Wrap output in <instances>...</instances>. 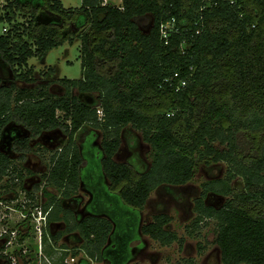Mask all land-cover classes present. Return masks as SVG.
<instances>
[{
	"label": "trees",
	"instance_id": "obj_1",
	"mask_svg": "<svg viewBox=\"0 0 264 264\" xmlns=\"http://www.w3.org/2000/svg\"><path fill=\"white\" fill-rule=\"evenodd\" d=\"M6 6L27 19L13 23L8 13L0 16L13 23L0 34V55L12 69L74 35L81 39L83 76L58 79L67 89L63 95L48 85L22 87L0 78V136L13 122L32 135L19 142L21 158L34 150L31 137L61 127L68 137L43 175L49 222L64 225L50 232L53 240L78 232L81 249L110 264L130 262L132 244L142 233L163 245L183 241L169 228L167 213L143 222L151 193L185 185L200 162H226L227 176L206 182L203 194L231 197L221 207L197 198L194 225L216 220L224 264H264V0H122L121 5L82 0L77 7L62 0H10ZM149 16L152 25L145 32ZM107 65L112 70L105 71ZM31 75L19 76L32 82ZM73 87L99 92L103 114L72 95ZM57 109L64 111V123L55 117ZM86 124L102 131L99 145L94 132L77 141ZM129 126L151 145V165L144 171L115 158ZM37 146L50 151L44 143ZM25 171L0 150V180L13 173L23 177ZM236 177L244 178L245 189H234ZM50 186L64 198L84 186L100 210L77 217ZM81 249L72 247L74 254Z\"/></svg>",
	"mask_w": 264,
	"mask_h": 264
},
{
	"label": "rangeland",
	"instance_id": "obj_2",
	"mask_svg": "<svg viewBox=\"0 0 264 264\" xmlns=\"http://www.w3.org/2000/svg\"><path fill=\"white\" fill-rule=\"evenodd\" d=\"M8 1L10 2V0H0V16L9 14L13 19V23L26 22L27 19L21 12L18 11L13 14L6 9ZM62 1L66 7L82 5V0ZM108 1L116 5L122 4V0ZM13 23L1 20L0 18V34L5 32L4 28H10ZM151 25L152 17L149 16L142 25V29L148 32ZM70 29L74 30L75 28L71 26ZM73 37V41H67L63 45L49 50L44 57L33 56L28 60L26 66H16V69H12L0 55V78L3 80V83L10 84L14 81L19 86L30 88H40L42 85H48L56 96L65 94L67 89L58 82V79L62 77L73 79L83 76L81 39L76 35ZM30 69L32 73L28 72ZM104 70H112V66L107 65ZM20 73L29 76L32 74L31 76L34 77V80L27 82L23 77L19 76ZM71 93L78 96L86 104L96 106L98 111H102L99 92H82L77 87H73ZM63 115V110H56L55 117L60 118L61 123H64ZM48 132L58 133L61 136L58 143L51 145L50 151L44 148L41 151L37 150L38 144H36L34 150L28 152L26 156L29 158L28 166L33 173L41 176L43 180V175L51 169V155L59 152V146L65 145L68 140L63 127L49 129ZM93 132H95L93 126L89 124L84 125L77 133L79 144L84 142V139ZM96 133V141L99 145L103 134L101 130L96 131ZM122 138V149L115 158L118 161L132 164L138 171L148 169L152 160V148L144 140L142 131L129 126L125 129ZM31 139L33 143H36L35 137H31ZM19 152L22 151L20 150ZM228 167V163L226 162L211 165H205L204 162H200L194 178L185 185L176 187L163 186L153 190L150 200L143 211V221H151L155 214L167 213L172 217L169 228L175 230L183 241H175L172 244L163 245L151 236L142 233L141 238L132 244L135 256L127 264H224L221 259V248L216 241V220L206 219L196 227L194 219L197 216L195 208L197 198L203 196L208 204L221 207L231 197V195L212 192L206 195L203 194L205 183L213 179L226 177ZM24 175L28 176L26 173ZM6 178L1 182L2 185H6ZM232 186L235 190L245 189L244 178L236 177L232 181ZM20 188L16 184V187L13 189L20 193ZM49 189L56 193L64 206L72 209L82 219L85 218L86 214L82 210L84 209V203L89 198V194L84 189L80 188L72 198H64L56 188L51 186ZM0 192H3L1 188ZM46 200L47 197L46 199L44 198V201ZM60 225L59 223L58 226ZM58 226L57 228H60ZM68 241L71 246L79 248L83 244V240H80L79 237L69 238ZM84 250H80L83 255H85L86 251ZM92 264H110V262L107 259L101 261L93 260Z\"/></svg>",
	"mask_w": 264,
	"mask_h": 264
},
{
	"label": "built area",
	"instance_id": "obj_3",
	"mask_svg": "<svg viewBox=\"0 0 264 264\" xmlns=\"http://www.w3.org/2000/svg\"><path fill=\"white\" fill-rule=\"evenodd\" d=\"M169 26L170 23L162 26L163 33ZM99 114L103 111L99 110ZM45 185L44 181L39 190L20 193L11 186L5 188V194L0 193V258L6 264H92L87 253L74 254L69 250L66 254L68 251L59 249L48 252L49 243L52 244L48 233L51 208L44 207Z\"/></svg>",
	"mask_w": 264,
	"mask_h": 264
},
{
	"label": "flooded vegetation",
	"instance_id": "obj_4",
	"mask_svg": "<svg viewBox=\"0 0 264 264\" xmlns=\"http://www.w3.org/2000/svg\"><path fill=\"white\" fill-rule=\"evenodd\" d=\"M29 135H31L29 130H27L22 124H16L14 122L8 123L1 131L0 150L4 151L5 153L10 154V157L13 158V161L18 165L19 169L24 168L27 171L28 170L31 171V173H27V171H25V173L28 174V176L23 175V177H19L17 175V173H13L14 177L6 175L2 180H0V188L2 189L3 192H4V190L10 188L11 186H12V188L13 187L15 188L16 184H18L21 187L20 191L21 190H30L32 192L35 190H39L45 181L42 179L41 176L33 173L31 168L28 166L29 158L26 157L28 154H26L25 158H21L22 152H19V151L22 147L19 145V142L21 141V139L29 137ZM60 139H61V136L58 133L44 132L36 138V143L32 142L31 144H32V146H35L36 144L41 142V143H44L45 145H47L48 147H51V145L57 144ZM36 149L39 150L38 147ZM121 149H122V146H121L120 150L117 152L116 156L119 155ZM5 178H6V185H2L1 182ZM82 189H84L89 194V198L84 203V209L82 210L83 213L86 214V216H85V218H86L88 216L94 215L95 214L94 210L99 211L100 207L97 206L94 208V206L92 205L93 192H91L88 188H86L84 186L82 187ZM3 192H2V194H4ZM149 200H150V198H149ZM149 200H148V202H149ZM148 202H147V204H148ZM147 204H146V206H147ZM75 215L77 217H80L78 214H75ZM57 226L58 225H53V224H50V222H49L48 233L49 234H50V232L56 233L57 231L64 228V225H62V224L60 226H58L60 228H57ZM78 234H79L78 232H73V233L64 235L63 238L59 242H55L53 240V238L51 237L52 244L49 243V249L54 248V251L57 249L66 250V251L71 250L72 251V247H75V246H71L69 244L68 240H69V238H72V237H79V239L82 240L81 237L79 236L80 234L79 235ZM62 242H66L69 247H66V248L62 247L61 246ZM76 248H79V247H76ZM0 264H6V263L3 262L2 259H0Z\"/></svg>",
	"mask_w": 264,
	"mask_h": 264
},
{
	"label": "crops",
	"instance_id": "obj_5",
	"mask_svg": "<svg viewBox=\"0 0 264 264\" xmlns=\"http://www.w3.org/2000/svg\"><path fill=\"white\" fill-rule=\"evenodd\" d=\"M120 5H121V4H120ZM94 134H95V135H97V133H96V132H94ZM86 138H87V137H86ZM86 138H85L84 140H86ZM45 199H46V197H45Z\"/></svg>",
	"mask_w": 264,
	"mask_h": 264
}]
</instances>
